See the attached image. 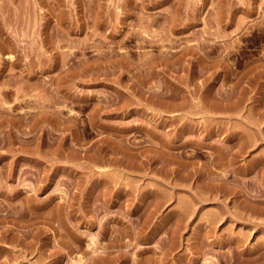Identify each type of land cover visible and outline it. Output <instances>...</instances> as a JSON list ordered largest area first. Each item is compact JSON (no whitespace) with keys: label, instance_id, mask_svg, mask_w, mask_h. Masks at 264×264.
<instances>
[{"label":"rangeland","instance_id":"rangeland-1","mask_svg":"<svg viewBox=\"0 0 264 264\" xmlns=\"http://www.w3.org/2000/svg\"><path fill=\"white\" fill-rule=\"evenodd\" d=\"M0 264H264V0H0Z\"/></svg>","mask_w":264,"mask_h":264}]
</instances>
